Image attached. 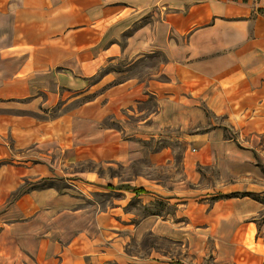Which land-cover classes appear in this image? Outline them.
Wrapping results in <instances>:
<instances>
[{"label":"crops","instance_id":"0c3cea01","mask_svg":"<svg viewBox=\"0 0 264 264\" xmlns=\"http://www.w3.org/2000/svg\"><path fill=\"white\" fill-rule=\"evenodd\" d=\"M258 156L264 0H0V264H129L146 235L264 264Z\"/></svg>","mask_w":264,"mask_h":264},{"label":"rangeland","instance_id":"374dc122","mask_svg":"<svg viewBox=\"0 0 264 264\" xmlns=\"http://www.w3.org/2000/svg\"><path fill=\"white\" fill-rule=\"evenodd\" d=\"M158 61L159 58L157 57L147 60L144 64L138 66L137 72L142 73V71L146 69L147 65L152 67L156 65ZM150 143H152L150 145L151 148L160 145L158 142L152 141ZM175 150L176 152H178V148ZM257 164L261 166L264 174V157L258 156ZM87 167H94V165L92 163L85 162L82 164L75 165L74 169L87 168ZM101 168L102 171H106V172L114 171L123 174V176L127 175L126 171L124 170L125 168H122L118 165L117 166L114 165L112 167L103 165ZM202 172L206 177L205 184L210 183V181H212V177L213 176L215 177V173L211 174L210 171H207L206 169H203ZM149 174L151 175V177H156V178L169 175L166 169L163 170L161 167H153V166L149 169ZM54 184L56 185V187L59 188L64 187L65 185L62 179H56L54 181ZM121 195L122 193H113V192H107L103 194L101 193V194L93 195L91 201H96L101 208L105 209L107 205L112 204L113 201L112 198L121 197ZM130 200H131L130 203L126 205V208L135 211L139 215L150 212L163 216L165 215L166 212L168 211L171 212L173 210V207L165 204L164 199H161L160 197H152V199H150L151 200L150 203H146L145 205H142L140 199L131 198ZM263 219L264 216L258 218V225H259V221ZM262 236L264 243V226L262 227ZM246 245L249 248H254L252 239L247 240ZM191 249L192 247H189L188 245L186 246L180 241L175 242L173 240L171 241L166 238L157 237L154 235H146L144 236L141 242L133 244L131 250L137 255L138 258L134 259V261L129 264H213V255L210 252V248L207 250V253L202 256L201 259H199L197 251H192Z\"/></svg>","mask_w":264,"mask_h":264},{"label":"trees","instance_id":"16d2710c","mask_svg":"<svg viewBox=\"0 0 264 264\" xmlns=\"http://www.w3.org/2000/svg\"><path fill=\"white\" fill-rule=\"evenodd\" d=\"M124 187H126V189H132V191L137 195L139 193H142V192H146V190H144L143 188H133L129 185H125ZM247 195V196H251L252 198L254 199H258L259 196L258 194L256 193H252V192H243V193H240V192H232V193H229V194H222L223 196H237V195Z\"/></svg>","mask_w":264,"mask_h":264}]
</instances>
